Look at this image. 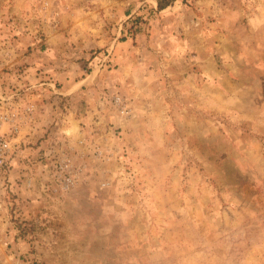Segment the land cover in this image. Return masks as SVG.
<instances>
[{"label": "rangeland", "instance_id": "374dc122", "mask_svg": "<svg viewBox=\"0 0 264 264\" xmlns=\"http://www.w3.org/2000/svg\"><path fill=\"white\" fill-rule=\"evenodd\" d=\"M0 264H264V0H0Z\"/></svg>", "mask_w": 264, "mask_h": 264}, {"label": "built area", "instance_id": "2783aa9c", "mask_svg": "<svg viewBox=\"0 0 264 264\" xmlns=\"http://www.w3.org/2000/svg\"><path fill=\"white\" fill-rule=\"evenodd\" d=\"M8 122L7 116L0 112V175L9 166L11 156L16 149L15 141L11 134L5 130L4 125ZM1 221H0V242L6 243V240L2 237L1 232ZM1 258V255H0ZM1 262V259H0Z\"/></svg>", "mask_w": 264, "mask_h": 264}, {"label": "trees", "instance_id": "16d2710c", "mask_svg": "<svg viewBox=\"0 0 264 264\" xmlns=\"http://www.w3.org/2000/svg\"><path fill=\"white\" fill-rule=\"evenodd\" d=\"M156 1H157V7L159 9H163L164 7H166L168 4H170L174 0H156Z\"/></svg>", "mask_w": 264, "mask_h": 264}]
</instances>
